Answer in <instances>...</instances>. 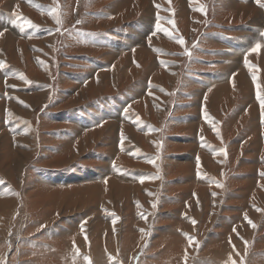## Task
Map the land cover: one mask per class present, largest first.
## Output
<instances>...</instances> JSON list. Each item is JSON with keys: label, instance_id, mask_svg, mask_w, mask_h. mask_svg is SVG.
<instances>
[{"label": "rangeland", "instance_id": "obj_1", "mask_svg": "<svg viewBox=\"0 0 264 264\" xmlns=\"http://www.w3.org/2000/svg\"><path fill=\"white\" fill-rule=\"evenodd\" d=\"M261 5L0 0V264H264Z\"/></svg>", "mask_w": 264, "mask_h": 264}, {"label": "bare ground", "instance_id": "obj_2", "mask_svg": "<svg viewBox=\"0 0 264 264\" xmlns=\"http://www.w3.org/2000/svg\"><path fill=\"white\" fill-rule=\"evenodd\" d=\"M54 14H55V12H54ZM53 15V14H52ZM54 17V16H53ZM134 20V19H133ZM51 27V26H50ZM119 38V37H118ZM98 40V39H97ZM66 41V40H65ZM122 42V41H121ZM124 42H122V44H123ZM120 47V46H119ZM37 48V47H36ZM121 50H122V48H120ZM124 49V48H123ZM120 51V50H119ZM92 55V54H91ZM123 55V54H122ZM88 58V57H87ZM91 60V59H90ZM9 62V61H8ZM96 63H98V62H96ZM100 63H98V65H99ZM41 65V64H40ZM119 65V64H118ZM14 66V65H13ZM42 66H44V65H42ZM47 66H48V64H47ZM45 67V66H44ZM91 67V66H90ZM95 67V66H94ZM97 67V66H96ZM46 68V67H45ZM127 69V68H126ZM125 69V70H126ZM27 70V69H26ZM47 70V69H46ZM125 72V71H124ZM90 73V72H89ZM126 77V76H125ZM223 80H225V79H223ZM84 81V80H83ZM91 82V81H90ZM98 82V81H97ZM225 82V81H224ZM92 83V82H91ZM95 83V82H94ZM85 84V86H87L86 85V83H84ZM114 84V83H113ZM21 86V85H20ZM116 88V87H115ZM161 88V87H160ZM207 88V87H206ZM100 89H101V87H99L98 88V91L100 92ZM163 90V89H162ZM223 90V89H222ZM222 90L220 91L221 93H222ZM159 91V90H158ZM91 93V92H90ZM78 94V93H77ZM55 96V95H54ZM110 100V99H109ZM113 100V99H112ZM109 102V101H108ZM212 102V101H211ZM114 103V102H113ZM121 104V103H120ZM205 105V104H204ZM118 106V105H117ZM140 106V105H139ZM127 107V106H126ZM129 107V106H128ZM114 108V107H113ZM129 108H131V107H129ZM161 108V107H160ZM123 109V108H122ZM146 109V108H145ZM83 110V109H82ZM112 110V109H111ZM114 110V109H113ZM118 110V109H117ZM120 110V109H119ZM131 110V109H130ZM129 111V110H128ZM141 111V110H140ZM117 112V111H116ZM121 112V111H120ZM137 112V111H136ZM135 112V113H136ZM8 113V112H7ZM80 113V112H79ZM84 113V112H83ZM105 113V112H104ZM115 113V112H114ZM118 113V112H117ZM134 113V112H133ZM81 114V113H80ZM108 114V113H107ZM129 114V113H128ZM157 114V113H156ZM71 115V114H70ZM83 115V114H82ZM109 115V114H108ZM113 115V114H112ZM141 115V114H140ZM93 116V115H92ZM124 116V115H123ZM67 117V116H66ZM76 117V116H75ZM131 117V116H130ZM129 117V118H130ZM69 118V117H68ZM108 118V117H107ZM114 118V117H113ZM119 118V117H118ZM122 118V117H121ZM137 118V117H136ZM135 118V119H136ZM139 118H140V116H139ZM73 119V118H72ZM87 119V118H86ZM86 119H85V121H86ZM101 119H103V118H101ZM120 119V118H119ZM124 119V118H123ZM81 120V119H80ZM121 120V119H120ZM134 120V119H133ZM139 120V119H138ZM218 120V119H217ZM125 121V120H124ZM73 122V121H72ZM126 122V121H125ZM9 123V122H8ZM82 123V122H81ZM80 123V124H81ZM119 123H120V121H119ZM132 123V122H131ZM134 123V122H133ZM72 124V123H71ZM80 124H78L79 126H81ZM113 124H114V122H113ZM138 124V123H137ZM12 125V124H11ZM109 125V124H108ZM116 125V124H115ZM120 125V124H119ZM139 125V124H138ZM137 125V126H138ZM23 126L25 127V125L23 124ZM65 126V125H64ZM113 126V125H112ZM109 127V126H108ZM118 127V126H117ZM122 127V126H121ZM133 127V126H132ZM13 128V127H12ZM26 128V127H25ZM84 128V127H83ZM124 128V127H123ZM24 129V128H23ZM103 129H105V127L103 128ZM119 129V128H118ZM147 129V128H146ZM102 130V129H101ZM127 130V129H126ZM144 130V129H143ZM25 131V130H24ZM109 131H111V130H109ZM149 131V130H148ZM23 132V131H22ZM22 132H21V134H22ZM32 132V131H31ZM72 132H73V130H72ZM86 132V131H85ZM89 132V131H88ZM104 132V131H103ZM106 132V131H105ZM120 132V131H119ZM155 131L154 130H152V129H150V131H149V133L150 134H152V133H154ZM68 133V132H67ZM111 133V132H110ZM124 133V132H123ZM127 133V132H126ZM126 133H125V136H127L126 135ZM16 134V133H15ZM91 134V133H90ZM89 134V135H90ZM117 134H119L118 133V131H117ZM86 135V134H85ZM145 135H148L147 133L145 134ZM122 136V135H121ZM150 136V135H149ZM26 137H30V136H26ZM91 137V136H90ZM93 137V136H92ZM32 138H33V140L35 139V136H34V134H32ZM89 138V137H88ZM126 138V137H125ZM27 139V138H26ZM132 140H133V138H131ZM146 139H147V136H146ZM149 139V138H148ZM117 140V139H116ZM123 140V139H122ZM132 140H130V142H126V145H127V147H131V150H132V152L134 153V154H139V153H141L142 151V149L141 150H139L138 148V146H136V145H134L133 144V141ZM7 141V140H6ZM26 141V140H25ZM111 141H113V140H111ZM127 141H128V137H127ZM30 142V141H29ZM96 142V141H95ZM118 142H120V141H118ZM89 143V142H88ZM115 143V142H114ZM122 143V142H121ZM207 143V142H206ZM33 144V143H32ZM84 144V143H83ZM120 144V143H119ZM22 145V144H21ZM24 145V144H23ZM112 145H115V144H112ZM18 146V145H17ZM90 146H91V144H90ZM118 146V145H117ZM124 146V145H123ZM211 146H213V145H211ZM73 147V146H72ZM83 147V146H82ZM138 147V148H137ZM209 147V146H208ZM78 148V147H77ZM116 148V147H115ZM124 148V147H123ZM73 149V148H72ZM88 149V148H87ZM112 149V148H111ZM110 149V150H111ZM121 149V148H120ZM156 149V148H155ZM122 150H124V149H122ZM74 152V151H73ZM31 153V152H30ZM129 153H131V152H129ZM113 154V153H112ZM30 155V154H29ZM133 155V154H132ZM143 155V154H142ZM74 156V155H73ZM124 156V155H123ZM72 157V156H71ZM113 157V156H112ZM127 157V156H126ZM125 157V158H126ZM74 158V157H73ZM72 158V159H73ZM121 158V157H120ZM71 159V160H72ZM142 159V158H141ZM214 159V158H213ZM122 160V159H121ZM156 160V159H155ZM199 161V160H198ZM197 161V162H198ZM112 162V161H111ZM155 162L156 161H154V160H151V163L153 164H155ZM210 162V161H209ZM113 163V162H112ZM157 163V162H156ZM189 163V162H188ZM116 164V163H115ZM187 164V163H186ZM138 165V164H137ZM201 165V164H200ZM212 165V164H211ZM217 165V164H216ZM111 166V165H110ZM104 167V166H103ZM106 167V166H105ZM118 167V166H117ZM185 167H186V165H185ZM191 167V166H190ZM18 168V167H17ZM108 168H110V167H108ZM94 169V168H93ZM102 169V168H101ZM118 169V168H117ZM158 168H155V170H157ZM194 168H190V172L193 170ZM196 169H198V168H196ZM74 170V169H73ZM81 170V169H80ZM86 170H87V168H86ZM95 170V169H94ZM97 170H99V169H97ZM109 170V169H108ZM107 170V171H108ZM123 170V169H122ZM121 170V171H122ZM128 170L129 171H131V172H135V171H137V172H139L140 174H141V176L139 177V178H150V179H154V177L156 178V172L154 171V170H152L151 172L150 171H145V170H143V169H141V168H128ZM60 171V170H59ZM67 171H69V170H67ZM82 171V170H81ZM101 171V170H100ZM110 171V170H109ZM44 172V171H43ZM99 172V171H98ZM117 172H119V171H117ZM189 172V173H190ZM197 172V174H199L198 175V177L197 178H203V179H208V180H210V181H212V178L211 177H208V176H205V174H202V173H204V172H200L199 173V170H197L196 171ZM103 174H104V172H102ZM121 173V172H120ZM124 173V172H123ZM70 174V173H69ZM82 174V173H81ZM88 174V173H87ZM93 174H95V173H93ZM122 174V173H121ZM126 174V173H125ZM225 174V173H224ZM7 175V174H6ZM43 175V174H42ZM66 175H67V173H66ZM80 174H76L75 173V171L73 172V174L70 176L71 178H69V180H74L76 177H81V179L80 180H78V181H76V183H84L83 181H86V180H83V178L84 177H87V176H85L84 174V177L83 176H79ZM101 175V174H100ZM116 175V174H115ZM129 175V174H128ZM139 175V174H138ZM262 175V174H261ZM52 176V175H51ZM50 176V177H51ZM104 176V175H103ZM118 176V175H117ZM127 176V175H126ZM158 176V175H157ZM56 177V176H55ZM55 177H54V179H55ZM59 177V176H58ZM60 177H62V176H60ZM69 177V176H68ZM48 178V177H47ZM98 178H100V177H98ZM131 178V177H130ZM39 179V178H38ZM137 179V178H136ZM149 179V180H150ZM262 179H263V177H262ZM53 180V179H52ZM100 180V179H99ZM123 180H126V179H123ZM122 180V181H123ZM189 180V179H188ZM50 181V180H49ZM60 181H61V179H60ZM130 181V180H129ZM156 181H157V179H156ZM46 182V181H45ZM54 182V181H53ZM103 182V181H102ZM126 182V181H125ZM130 182H132V181H130ZM155 182V180L153 181V182H150V184L151 183H154ZM261 182V181H260ZM56 183V182H55ZM95 183V182H94ZM136 183V182H135ZM194 183V182H193ZM87 183H85V185H86ZM89 184H91V183H89ZM88 184V185H89ZM105 184L107 185V186H109V187H107L108 189H112L113 187H114V179L112 180V179H108L106 182H105ZM130 184V183H129ZM260 184V183H259ZM65 185V184H64ZM79 186L77 189H79V190H83V189H85V188H88L89 186ZM95 185V184H94ZM110 185H111V187H110ZM149 185V184H148ZM256 185H258V182H257V184ZM261 185V184H260ZM96 186V185H95ZM128 186H130V185H128ZM151 186V185H150ZM154 186L155 185H153V188H154ZM122 187V186H121ZM127 187V186H126ZM132 187V186H131ZM140 187V186H139ZM156 187V186H155ZM4 188V187H3ZM90 188V187H89ZM89 188H88V190H89ZM138 188V187H137ZM260 188V187H259ZM10 189V188H9ZM49 189V188H48ZM93 189H95V191L97 192V194L100 192V189H99V186L98 187H94ZM104 189V188H103ZM146 189H147V187H146ZM91 190V189H90ZM113 190H114V188H113ZM133 190V189H132ZM138 190V189H137ZM151 190V189H150ZM66 191H67V189H66ZM92 191V190H91ZM91 191H89V192H91ZM106 191V190H105ZM148 191V190H147ZM152 191V190H151ZM9 192V191H8ZM12 192V191H11ZM88 192V191H87ZM119 192V191H118ZM78 193V192H77ZM81 193V192H80ZM111 193H113V192H111L110 191V194ZM135 193V192H134ZM12 194V193H11ZM14 194V193H13ZM51 194V193H50ZM122 194V193H121ZM53 195V194H52ZM96 195V194H95ZM98 195H100V194H98ZM102 195V194H101ZM132 195V194H131ZM153 195V194H152ZM102 196H104V195H102ZM109 196H111V195H109ZM127 196V195H126ZM137 196V195H136ZM135 196V197H136ZM9 197H11L10 195H9ZM115 197V196H114ZM113 197V198H114ZM118 197V196H117ZM120 197V196H119ZM148 197V196H147ZM94 198V197H93ZM140 198V197H139ZM91 199V198H90ZM119 199V198H118ZM125 199V198H124ZM130 199V198H129ZM128 199V200H129ZM258 199V198H257ZM4 200V199H3ZM9 200V199H8ZM11 200V199H10ZM97 200V199H96ZM120 200V199H119ZM153 200V199H152ZM5 201H6V199H5ZM4 201V202H5ZM15 201V200H14ZM257 201V200H256ZM7 202H9V201H7ZM120 204V203H119ZM134 204H136V205H138V207H139V204L140 203H138V202H134ZM4 205H6V204H4ZM129 205V204H128ZM199 205H200V203H199ZM109 206V205H108ZM132 206V205H131ZM130 205L128 206V207H131ZM141 206V205H140ZM3 207H5V206H3ZM97 207V206H96ZM104 207V206H103ZM135 208V207H134ZM64 209V208H63ZM220 209V208H219ZM6 210H7V207H6ZM99 210V209H98ZM129 210V209H128ZM257 210V209H256ZM8 211V210H7ZM95 211V210H94ZM147 211V210H146ZM150 211V210H149ZM199 211H202V208H201V210H199ZM106 212V211H105ZM142 212H143V210H142ZM213 212L215 213H213V215L212 216H216V212H215V210H213ZM135 212H133V214H134ZM147 213V212H146ZM87 214V213H86ZM97 214V213H96ZM130 214V213H129ZM137 216H138V214H136ZM153 215V214H152ZM186 215V214H185ZM189 215V214H188ZM223 215V214H222ZM83 216V215H82ZM95 216V215H94ZM98 216V215H97ZM190 217H192V215H189ZM257 216V215H256ZM81 217V216H80ZM96 217V216H95ZM132 217V216H131ZM134 217V216H133ZM151 217V216H150ZM188 217V216H187ZM143 218H149L148 217V215H144L143 216ZM181 218H183V217H181ZM185 218V217H184ZM215 219V218H214ZM213 218L211 219V222L214 220ZM141 220V219H140ZM145 220V219H144ZM147 220V219H146ZM152 220V219H151ZM193 220V219H192ZM247 220H249V219H247ZM256 220V219H255ZM215 221V220H214ZM234 221H236V219L234 220ZM140 223V222H139ZM141 223H142V220H141ZM208 223V222H207ZM249 223V222H248ZM114 224V223H113ZM247 224V223H246ZM140 226V225H139ZM186 226V225H185ZM237 226V225H236ZM129 227V226H128ZM137 227V226H136ZM233 227V226H232ZM231 227V228H232ZM241 227V226H240ZM130 228V227H129ZM187 228V227H186ZM190 228V227H189ZM192 228V227H191ZM249 228V227H248ZM90 229V228H89ZM143 229V228H142ZM169 229V228H168ZM236 229V228H235ZM119 230H120V228H119ZM119 230H116V231H114V234L112 235L113 236V239H114V242H115V244H117L118 245V243H119V238H120V235H121V232L119 231ZM122 230V229H121ZM150 230V229H149ZM184 230H185V228H184ZM237 230V229H236ZM241 230V229H240ZM129 231V230H128ZM229 231H231V230H229ZM260 231V230H259ZM161 232V231H160ZM163 232V231H162ZM177 232V231H176ZM156 233V232H155ZM229 233V232H228ZM233 233H234V231H233ZM252 233V232H251ZM159 234V233H158ZM160 234H162V233H160ZM237 234V233H236ZM240 234V233H239ZM12 235V234H11ZM152 235V234H151ZM232 235V234H231ZM241 235H242V233H241ZM240 235V236H241ZM245 236V235H244ZM80 237V236H79ZM159 237V236H158ZM161 237V236H160ZM226 237V236H225ZM238 237V236H237ZM242 237V236H241ZM121 238H122V236H121ZM124 238V237H123ZM155 238V237H154ZM162 238V237H161ZM227 238V237H226ZM229 239V238H228ZM245 239V238H244ZM259 239V238H258ZM258 239H257V241H258ZM152 240V239H151ZM161 240V239H160ZM231 240V239H230ZM89 241L90 240H87V239H85L84 241H83V243L84 244H87V243H89ZM165 241H167V240H165ZM184 241V239H182V242ZM256 241V242H257ZM159 242V241H158ZM181 242V243H182ZM227 242V241H226ZM231 242H234V241H231ZM236 242V241H235ZM52 243V242H51ZM185 243V242H184ZM260 243V242H259ZM121 244V243H120ZM145 244V243H144ZM151 244V243H150ZM157 244V243H156ZM218 244V243H217ZM224 244V243H223ZM82 245V244H81ZM90 245V244H89ZM164 245V244H163ZM225 245V244H224ZM235 245V244H234ZM71 248H72V251H66L68 254H73L72 256H80V255H78V254H76V253H78L79 251L77 250L79 247H78V245L75 243V242H73V244H72V242H71V244L69 245ZM161 246V245H160ZM167 246V245H166ZM257 246V245H256ZM92 247V246H91ZM169 247V246H168ZM167 247V248H168ZM171 247V246H170ZM195 247V246H194ZM197 247V246H196ZM226 247V246H225ZM224 247V248H225ZM237 247V246H236ZM243 247V246H242ZM89 248V247H88ZM139 248V247H138ZM166 248V249H167ZM184 248V247H183ZM187 248H188V246H187ZM223 247H221L220 249H222ZM238 248V247H237ZM226 250H228L229 248H225ZM223 250L222 251V253L224 252V251H226V250ZM89 250H90V248H89ZM191 250V249H190ZM195 250V249H194ZM216 250V249H215ZM237 250V249H236ZM117 251V249L115 250V252ZM192 251V250H191ZM231 251V250H230ZM187 251L185 250V253H186ZM213 252V253H212ZM211 253L212 254H215L214 253V251H212ZM216 253H218V254H221V251H219L218 249L216 250ZM188 254V253H187ZM204 254H206V253H204ZM224 254V253H223ZM190 255V254H189ZM208 254H206V255H202V254H200L199 256H193L192 258H191V260H192V263L193 262H195V259H202L203 261L202 262H205L206 261V258H205V256H207ZM211 255V254H210ZM261 255V254H260ZM259 255V256H260ZM83 256H84V254H83ZM93 256V255H92ZM118 256V255H117ZM85 257H87V256H85ZM213 257V256H212ZM215 257V256H214ZM229 257V256H228ZM228 257L226 256H223V264H227L228 262H224V261H229V259H228ZM88 259L86 260L87 261V264H95V260H94V262H93V260H92V258L91 257H87ZM169 258V257H168ZM208 259V258H207ZM171 260V259H170ZM191 260H190V263H191ZM73 262L75 261L74 259L72 260ZM85 261V262H86ZM120 261H122V259L120 260ZM210 261H212V260H210ZM222 261V254H221V259L219 258V262H217L216 260H215V262L216 263H220ZM84 262V261H83ZM84 262V263H85ZM201 262V261H200ZM206 262H208V261H206ZM214 262V261H213ZM189 263V264H190ZM191 263V264H192ZM210 263V262H209ZM4 264V263H3ZM158 264H160V263H158ZM188 264V263H187Z\"/></svg>", "mask_w": 264, "mask_h": 264}, {"label": "snow or ice", "instance_id": "obj_3", "mask_svg": "<svg viewBox=\"0 0 264 264\" xmlns=\"http://www.w3.org/2000/svg\"><path fill=\"white\" fill-rule=\"evenodd\" d=\"M29 2H31V0H29ZM258 2H259V0H258ZM261 6H264V5H261ZM200 10L203 11V9H200ZM57 22H59V21H57ZM13 23H14V21H13ZM157 29H158V30H161L159 24H157ZM166 34H167V33H166ZM173 38H174V37H173ZM178 42L181 43L182 45H183V43H184L182 39L179 40ZM259 47H260V45L257 44L256 47H255L254 49H252V51H256ZM156 51H159V50L157 49ZM160 62H161L162 64L165 63L164 61H160ZM245 62H246V64H247V60H246ZM253 79L255 80V77H253ZM258 99H260V101H261V105L264 106V97H261V96L258 95ZM245 218L247 219V217H245ZM248 222H249V224H252V222H251L250 220H249ZM193 223H195V221H193ZM252 226L255 227L254 224H252ZM191 239H192V238L189 237V240H191ZM87 259H88V258L85 257V260H87Z\"/></svg>", "mask_w": 264, "mask_h": 264}, {"label": "crops", "instance_id": "obj_4", "mask_svg": "<svg viewBox=\"0 0 264 264\" xmlns=\"http://www.w3.org/2000/svg\"><path fill=\"white\" fill-rule=\"evenodd\" d=\"M108 4H109V2L107 3V5H108ZM190 201H191V200H190ZM189 204L192 205V202H190ZM202 205H203V204H202ZM202 207H203V206H202ZM205 209H206V208L203 207V210H202V211H203V214L206 213V212L208 213V211H206ZM199 210H200V207H198L197 209H195V211H199ZM187 211H188V210H187ZM173 242H174V241H173ZM172 248H173V247H172ZM166 254H168V253H166ZM178 260L180 261V258H179ZM181 261H182V259H181ZM173 263H174V261H173ZM185 264H187V262H186Z\"/></svg>", "mask_w": 264, "mask_h": 264}]
</instances>
